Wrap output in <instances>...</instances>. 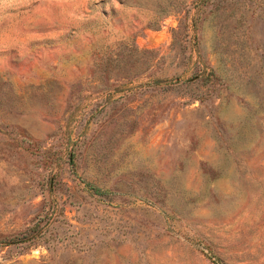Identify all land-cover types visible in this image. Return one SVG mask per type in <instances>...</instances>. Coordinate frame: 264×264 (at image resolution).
I'll return each instance as SVG.
<instances>
[{
  "label": "rangeland",
  "instance_id": "rangeland-1",
  "mask_svg": "<svg viewBox=\"0 0 264 264\" xmlns=\"http://www.w3.org/2000/svg\"><path fill=\"white\" fill-rule=\"evenodd\" d=\"M217 258L264 264V0H0V264Z\"/></svg>",
  "mask_w": 264,
  "mask_h": 264
},
{
  "label": "trees",
  "instance_id": "trees-1",
  "mask_svg": "<svg viewBox=\"0 0 264 264\" xmlns=\"http://www.w3.org/2000/svg\"><path fill=\"white\" fill-rule=\"evenodd\" d=\"M97 193H101L102 192V190L100 189V188H98V187H95L94 186V188H93ZM217 260H218V263L219 264H222V262L220 263V259L219 258H217Z\"/></svg>",
  "mask_w": 264,
  "mask_h": 264
}]
</instances>
